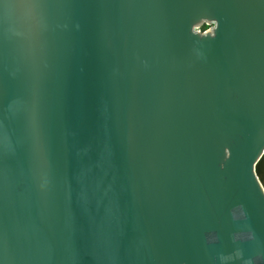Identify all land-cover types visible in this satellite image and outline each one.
<instances>
[{"label": "water", "instance_id": "obj_1", "mask_svg": "<svg viewBox=\"0 0 264 264\" xmlns=\"http://www.w3.org/2000/svg\"><path fill=\"white\" fill-rule=\"evenodd\" d=\"M0 261L264 264V0H0Z\"/></svg>", "mask_w": 264, "mask_h": 264}, {"label": "trees", "instance_id": "obj_2", "mask_svg": "<svg viewBox=\"0 0 264 264\" xmlns=\"http://www.w3.org/2000/svg\"><path fill=\"white\" fill-rule=\"evenodd\" d=\"M206 29H207V26H203V27L201 28L202 31H204V30H206Z\"/></svg>", "mask_w": 264, "mask_h": 264}, {"label": "snow or ice", "instance_id": "obj_3", "mask_svg": "<svg viewBox=\"0 0 264 264\" xmlns=\"http://www.w3.org/2000/svg\"><path fill=\"white\" fill-rule=\"evenodd\" d=\"M0 264H2V261H0Z\"/></svg>", "mask_w": 264, "mask_h": 264}, {"label": "flooded vegetation", "instance_id": "obj_4", "mask_svg": "<svg viewBox=\"0 0 264 264\" xmlns=\"http://www.w3.org/2000/svg\"><path fill=\"white\" fill-rule=\"evenodd\" d=\"M208 28V27H207Z\"/></svg>", "mask_w": 264, "mask_h": 264}]
</instances>
